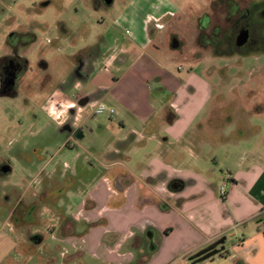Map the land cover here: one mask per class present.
Listing matches in <instances>:
<instances>
[{"label": "rangeland", "instance_id": "1", "mask_svg": "<svg viewBox=\"0 0 264 264\" xmlns=\"http://www.w3.org/2000/svg\"><path fill=\"white\" fill-rule=\"evenodd\" d=\"M220 2L113 0L108 5L102 0H0V55L6 52L11 33L32 32L38 37L35 44L21 52L30 62V69L17 95L0 97V160H9L12 169L10 175L0 176V264H104L91 257L79 261L81 255L67 256L69 251L65 250L64 255L59 254L61 248L58 243L52 245L55 240L51 234L62 237L61 226L71 222L73 215L79 218L75 217L76 221L85 220V204L93 195L98 196L100 185L108 194L112 178L130 175L141 179L148 163L157 156L159 136L171 138L163 146L175 157L176 163L168 165L169 169L180 174L200 173L228 191L230 179H237L245 170L243 166L254 162L264 166V40L249 50L217 57L216 52L204 53L196 46L198 21L204 14L209 15L210 29L223 23ZM239 2L243 7L247 5L244 0ZM260 23L263 27L259 32L264 38V20ZM143 25L151 35H159L162 45L155 39L145 53V61L168 65L184 81L188 67L193 66L198 92L190 97V103L194 102L191 106L202 107V94L210 87L212 99L202 109L204 114L218 111L216 127L196 135L189 131L176 141L166 133L164 125L156 138H146L145 146L139 144V137V142L116 149L118 137L127 138L133 130L143 131V125L109 96L103 101L116 107L115 120L111 121L107 114L94 115L93 108H89L92 116L82 125L83 137L69 140L51 115V94L64 89L72 98L81 92L86 83L72 87L65 82L66 76L73 74L78 58L84 63L96 45L103 49L104 56L100 60L94 56L91 61L103 66L101 61L108 55L113 39L132 29L139 31ZM170 31L180 34L184 50L195 57L192 62L176 58L177 54L166 47ZM41 61L48 64L52 82H44ZM131 64L132 60L124 69L131 68ZM178 67L183 70L178 71ZM116 70L117 67L112 69L113 74L121 77ZM171 97L167 96L166 101ZM121 119L126 121L125 127L120 126ZM110 160L115 161L112 166ZM50 225L53 228L47 232ZM37 236L45 237L44 245L35 240ZM228 239V248L239 243L232 233H228Z\"/></svg>", "mask_w": 264, "mask_h": 264}, {"label": "crops", "instance_id": "2", "mask_svg": "<svg viewBox=\"0 0 264 264\" xmlns=\"http://www.w3.org/2000/svg\"><path fill=\"white\" fill-rule=\"evenodd\" d=\"M141 27L114 38L108 55L101 61L103 66L95 63L87 78L69 84L81 87L82 82L86 83L81 92L72 98L64 89L51 94L49 107L56 122L66 121L68 111L74 108L72 121L76 128L82 129L91 115L89 108L94 113V107L106 104L103 100L110 96L143 125V131L133 130L127 138L118 137L116 149L139 142V137V144L145 146L146 138H156L164 125L166 133L176 141H181L189 131L196 135L216 127L218 111L204 114L202 109L212 99L210 87L202 94V107L193 108L190 97L198 92L193 82V66L188 67V78L184 81L168 65L147 63L145 53L159 39L144 25ZM131 60V68L124 69ZM115 67L121 77L113 74ZM169 95L171 100L166 101ZM110 107L116 111L113 117L107 114L112 121L118 111ZM121 120L120 126L125 127L126 121ZM157 139L160 141L157 156L148 163L141 179L130 175L112 178L108 194L100 185L98 196L93 195L85 204V220L76 221L79 218L73 215L71 222L62 224V237L51 234L55 240L52 245L58 243L61 248L59 254L64 255L65 250L69 251L67 256L81 255L79 261L91 257L104 264H194V256L220 242L219 253L199 264H264V166L257 162L243 166L245 170L237 179H230L231 190L226 188L222 195L223 186L200 173L180 174L169 169L168 165L176 163L175 157L163 146L171 138L166 135ZM185 174L189 176L184 177ZM176 180L184 183L182 188L170 189V183ZM52 228L50 225L45 230L49 232ZM228 233L239 238V243H232L231 248L227 247ZM44 238L37 236L35 240L44 245Z\"/></svg>", "mask_w": 264, "mask_h": 264}, {"label": "flooded vegetation", "instance_id": "3", "mask_svg": "<svg viewBox=\"0 0 264 264\" xmlns=\"http://www.w3.org/2000/svg\"><path fill=\"white\" fill-rule=\"evenodd\" d=\"M102 1L104 3L106 2V0ZM244 1L247 2V5L243 7L239 0H221L220 6L224 10L221 14L223 23L213 28L211 27V29L209 28V15L204 14L202 16L198 21L199 34L196 43L199 50L204 53L216 52L217 55L215 57H217L227 52H243V49L249 50V48L254 45L262 43V40H264L263 33H261L262 31L259 32V30H262L263 27L260 22L264 20V0ZM59 28L58 26L57 29ZM63 29L64 27L62 30ZM169 33L171 35L166 47L171 50L170 52L176 53V58L178 59L179 57H184L187 58L188 61H193L195 57H191V55H188L184 50L186 45L180 34H172L171 31ZM244 35H247V39L240 45L239 43ZM37 40L38 37L32 32H14L8 36L6 40V52L0 55V97H15L17 95L21 81L30 69V62L21 52L29 49ZM158 44L162 47L160 40ZM225 47L227 48L225 49ZM228 49L229 51H226ZM94 56L98 57V60L103 58V49L93 45L88 53V60L84 63H80L82 58H78V63L73 74L69 75V77L66 76V84L69 85V82L73 83L80 79L87 78L92 66L95 64V61H91V58ZM39 65L44 72V82H52L53 76L48 72V64L45 61H41ZM74 112V108H71L67 113L68 118L63 123L57 120L61 132L65 133L69 140H79L83 137V128H76L72 121ZM11 172L12 169L9 160H4L2 158L0 160V176L4 177L10 175Z\"/></svg>", "mask_w": 264, "mask_h": 264}, {"label": "trees", "instance_id": "4", "mask_svg": "<svg viewBox=\"0 0 264 264\" xmlns=\"http://www.w3.org/2000/svg\"><path fill=\"white\" fill-rule=\"evenodd\" d=\"M172 122V120H169V123ZM184 183L182 181H172L169 185L170 189H181L182 185ZM222 243L218 242L216 244H213L212 246H210L208 249L201 251L200 253H198L196 256H194L192 258V261H194V264H199L205 260H208L209 258H211L212 256L216 255L219 253V250L217 249L219 247V245H221Z\"/></svg>", "mask_w": 264, "mask_h": 264}, {"label": "built area", "instance_id": "5", "mask_svg": "<svg viewBox=\"0 0 264 264\" xmlns=\"http://www.w3.org/2000/svg\"><path fill=\"white\" fill-rule=\"evenodd\" d=\"M94 114L95 115L108 114L109 116L113 117V116H115L116 111L114 108L107 106L106 104H100V105H97L94 107ZM221 193H222V195L225 194V187H222Z\"/></svg>", "mask_w": 264, "mask_h": 264}, {"label": "water", "instance_id": "6", "mask_svg": "<svg viewBox=\"0 0 264 264\" xmlns=\"http://www.w3.org/2000/svg\"><path fill=\"white\" fill-rule=\"evenodd\" d=\"M112 2H113V0H106V3L108 4V5H110V4H112ZM246 39H247V35H244V36H242V39H241V41H240V45L241 44H243L245 41H246ZM74 83V82H73Z\"/></svg>", "mask_w": 264, "mask_h": 264}]
</instances>
